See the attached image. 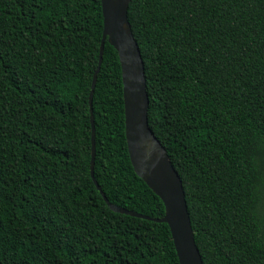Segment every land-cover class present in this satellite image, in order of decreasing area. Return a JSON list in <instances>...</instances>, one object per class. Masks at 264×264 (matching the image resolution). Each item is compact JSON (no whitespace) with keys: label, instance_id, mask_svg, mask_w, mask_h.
Wrapping results in <instances>:
<instances>
[{"label":"trees","instance_id":"obj_1","mask_svg":"<svg viewBox=\"0 0 264 264\" xmlns=\"http://www.w3.org/2000/svg\"><path fill=\"white\" fill-rule=\"evenodd\" d=\"M128 19L203 264H264V0H131ZM102 31L101 0H0V264H180L167 223L113 211L90 175ZM92 112L102 193L162 218L107 39Z\"/></svg>","mask_w":264,"mask_h":264},{"label":"water","instance_id":"obj_2","mask_svg":"<svg viewBox=\"0 0 264 264\" xmlns=\"http://www.w3.org/2000/svg\"><path fill=\"white\" fill-rule=\"evenodd\" d=\"M131 0H101L103 31L98 66L89 92L91 123L90 175L105 202L113 211L168 224L180 264H203L188 212L182 180L171 159L151 130L148 120L149 97L144 62L128 19ZM114 47L121 67L125 137L134 172L162 200L164 216L151 218L110 203L94 177L95 125L92 95L102 62L104 42Z\"/></svg>","mask_w":264,"mask_h":264}]
</instances>
